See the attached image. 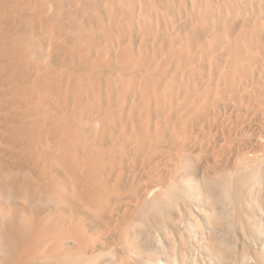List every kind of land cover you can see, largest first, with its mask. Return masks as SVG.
<instances>
[{
    "label": "bare ground",
    "instance_id": "1",
    "mask_svg": "<svg viewBox=\"0 0 264 264\" xmlns=\"http://www.w3.org/2000/svg\"><path fill=\"white\" fill-rule=\"evenodd\" d=\"M250 178L264 0H0V264H126L194 187Z\"/></svg>",
    "mask_w": 264,
    "mask_h": 264
},
{
    "label": "rangeland",
    "instance_id": "2",
    "mask_svg": "<svg viewBox=\"0 0 264 264\" xmlns=\"http://www.w3.org/2000/svg\"><path fill=\"white\" fill-rule=\"evenodd\" d=\"M225 199L202 184L142 229L126 264H264V180L236 184Z\"/></svg>",
    "mask_w": 264,
    "mask_h": 264
}]
</instances>
